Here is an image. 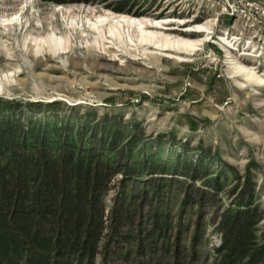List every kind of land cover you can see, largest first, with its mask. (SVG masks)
Here are the masks:
<instances>
[{"label":"rangeland","instance_id":"rangeland-1","mask_svg":"<svg viewBox=\"0 0 264 264\" xmlns=\"http://www.w3.org/2000/svg\"><path fill=\"white\" fill-rule=\"evenodd\" d=\"M240 8L238 0H0V98L21 103L24 117L140 126L152 135L146 153L160 159L184 155L183 143L194 159L208 150L214 170L251 169L264 209V18ZM219 239L206 226L202 255Z\"/></svg>","mask_w":264,"mask_h":264},{"label":"trees","instance_id":"trees-1","mask_svg":"<svg viewBox=\"0 0 264 264\" xmlns=\"http://www.w3.org/2000/svg\"><path fill=\"white\" fill-rule=\"evenodd\" d=\"M22 106L0 98V264H264L251 169L214 170L187 143L160 159L140 126L40 120ZM206 226L220 239L203 256Z\"/></svg>","mask_w":264,"mask_h":264},{"label":"built area","instance_id":"built-area-1","mask_svg":"<svg viewBox=\"0 0 264 264\" xmlns=\"http://www.w3.org/2000/svg\"><path fill=\"white\" fill-rule=\"evenodd\" d=\"M238 2L242 5L240 10L245 11L247 9L264 18V5L259 0H238Z\"/></svg>","mask_w":264,"mask_h":264}]
</instances>
